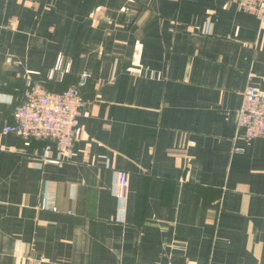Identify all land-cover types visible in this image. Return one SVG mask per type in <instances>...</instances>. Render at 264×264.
<instances>
[{
  "label": "crops",
  "instance_id": "0c3cea01",
  "mask_svg": "<svg viewBox=\"0 0 264 264\" xmlns=\"http://www.w3.org/2000/svg\"><path fill=\"white\" fill-rule=\"evenodd\" d=\"M240 3L0 0V264H264V138L236 128L264 25ZM82 71L72 146L42 163L5 127L28 78Z\"/></svg>",
  "mask_w": 264,
  "mask_h": 264
},
{
  "label": "built area",
  "instance_id": "2783aa9c",
  "mask_svg": "<svg viewBox=\"0 0 264 264\" xmlns=\"http://www.w3.org/2000/svg\"><path fill=\"white\" fill-rule=\"evenodd\" d=\"M240 4L243 10L254 15L264 25V0H241ZM69 66V62L58 55L47 78L62 80ZM90 77L89 71H82L76 83L59 92L48 90L41 82L33 83L28 78L27 89L14 109V121L6 125L5 131L19 135L25 145H30L33 139L46 141L40 160L42 163H59L71 148L78 132L79 118L86 106L81 89ZM253 77V73H248L236 111V128L246 140L264 138V86H256L252 82ZM260 78L264 82V72ZM127 188V176L118 173L115 179L116 195L124 198ZM51 209L55 210V207L51 205Z\"/></svg>",
  "mask_w": 264,
  "mask_h": 264
}]
</instances>
